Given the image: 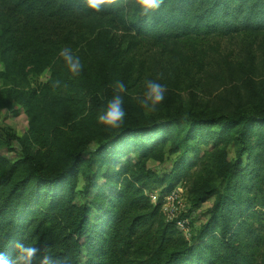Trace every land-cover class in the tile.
I'll return each instance as SVG.
<instances>
[{
  "label": "trees",
  "instance_id": "1",
  "mask_svg": "<svg viewBox=\"0 0 264 264\" xmlns=\"http://www.w3.org/2000/svg\"><path fill=\"white\" fill-rule=\"evenodd\" d=\"M113 31L132 34L130 49L260 32L264 0H162L147 16L135 0H117L101 13L86 11L84 0H0V75L49 69V78L20 102L26 137L44 156L24 145L14 160L0 154V252L11 259L17 245L33 244L38 255L68 264H264V110L121 125L93 150L84 140H95L94 130L74 132L59 120L64 107L75 118L88 109L96 82L87 72L97 55L109 52ZM76 40L84 41V67L72 77L59 51ZM168 137L177 139L179 154L172 172L159 178L144 160ZM226 140L234 157L224 145L216 148L219 187L206 191L214 197L208 217L188 241L147 191L155 183L171 190L202 167L208 155L201 147ZM81 171L85 202L77 204Z\"/></svg>",
  "mask_w": 264,
  "mask_h": 264
},
{
  "label": "rangeland",
  "instance_id": "2",
  "mask_svg": "<svg viewBox=\"0 0 264 264\" xmlns=\"http://www.w3.org/2000/svg\"><path fill=\"white\" fill-rule=\"evenodd\" d=\"M131 40L130 32H112L109 52L97 55L93 68L87 72L96 82L93 93L87 98L88 109L79 118H75L68 107L59 113V120L74 132L84 127L94 130L92 134L96 139L91 142L84 140L91 150L96 148L98 140H104L111 128L98 123L96 117L113 95L111 84L116 79L123 80L128 86L124 104L126 117L121 125L150 124L169 116H214L264 110V31L225 37H199L179 43L140 45L130 49ZM76 41L71 49L81 58L84 41ZM48 78L49 69L26 76L6 78L0 75V140L3 142L0 154L9 160L19 157L22 145L40 158L44 156V152L26 137L28 121L20 102ZM146 79H158L167 88L165 100L152 113L142 110L137 100ZM127 141L131 143L130 139ZM176 141L173 137H168L165 142L160 141L144 160L145 167L159 178L172 172L179 154L174 146ZM222 145L228 157L233 158L234 144L230 140L217 147H201L208 155L207 159H202L204 163L201 168H191L169 191H164L166 183L162 186L155 183L147 191L152 203L159 202L161 213L168 221L163 211L166 193L179 190L181 205L175 206L178 215L170 222L188 241L208 217L207 211L214 197L206 191L219 187L214 166L219 155L216 148ZM132 152L129 156L133 157ZM186 156L191 158L190 153ZM82 174L81 171L77 184V204L85 202L81 192L84 182ZM183 219L187 220L178 224Z\"/></svg>",
  "mask_w": 264,
  "mask_h": 264
},
{
  "label": "clouds",
  "instance_id": "3",
  "mask_svg": "<svg viewBox=\"0 0 264 264\" xmlns=\"http://www.w3.org/2000/svg\"><path fill=\"white\" fill-rule=\"evenodd\" d=\"M117 0H84V9L90 13H101L109 6L115 5ZM135 5L142 15H150L160 9L162 0H135ZM67 72L72 77H78L83 70V63L79 55L70 47H64L59 51ZM113 95L101 107L97 114V122L111 128L119 127L125 117V95L128 92L127 84L116 79L111 84ZM166 85L158 79H146L142 85V92L137 97L138 104L147 113L155 112L157 107L165 100ZM40 250L33 244H19L16 246V254L9 259L0 252V264H68L67 260H61L51 254L38 255Z\"/></svg>",
  "mask_w": 264,
  "mask_h": 264
},
{
  "label": "built area",
  "instance_id": "4",
  "mask_svg": "<svg viewBox=\"0 0 264 264\" xmlns=\"http://www.w3.org/2000/svg\"><path fill=\"white\" fill-rule=\"evenodd\" d=\"M180 192L179 190H172L170 193H166L165 200L166 205L164 206V214L166 216V219L168 221L173 220L174 218H177L178 212L176 210V205H181V199H180ZM187 219H183L181 222H178V224H183V222Z\"/></svg>",
  "mask_w": 264,
  "mask_h": 264
}]
</instances>
